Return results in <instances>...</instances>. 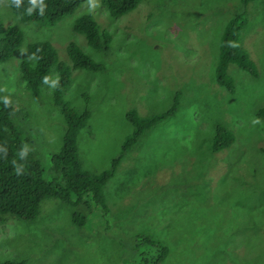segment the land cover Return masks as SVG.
<instances>
[{
	"label": "rangeland",
	"instance_id": "rangeland-1",
	"mask_svg": "<svg viewBox=\"0 0 264 264\" xmlns=\"http://www.w3.org/2000/svg\"><path fill=\"white\" fill-rule=\"evenodd\" d=\"M9 0H0V24L15 26L23 40L0 64V101L13 106L14 125L29 138L44 176L55 178L51 156L66 128L52 68L35 98L22 79L21 64L34 66L29 47L50 44L69 68L61 99L91 118L77 138L83 169H109L132 131L127 112L151 117L167 111L178 95L175 116L145 132L125 154L103 188L100 205L80 210L86 224L72 223V206L46 200L39 216L12 215L0 225V264H139L137 237L169 249L163 264H264V0H142L126 16L112 18L100 0H85L56 24L24 22ZM247 20L241 46L257 67L256 77L236 64L228 67L232 91L215 79L220 39L228 21ZM90 15L107 50L91 48L74 32L76 20ZM76 44L103 71L73 69L68 47ZM217 126L235 142L212 151Z\"/></svg>",
	"mask_w": 264,
	"mask_h": 264
},
{
	"label": "trees",
	"instance_id": "trees-1",
	"mask_svg": "<svg viewBox=\"0 0 264 264\" xmlns=\"http://www.w3.org/2000/svg\"><path fill=\"white\" fill-rule=\"evenodd\" d=\"M85 0H9L13 13L24 22L56 24L73 14ZM112 18H120L135 11L142 0H100ZM250 0H242L246 8ZM247 20L241 13L235 14L225 25L219 45V56L215 68V79L219 85L232 91V80L228 76L230 64H236L241 70L256 77L257 67L249 54L241 46V36ZM74 32L85 36L88 45L94 50H107L109 37L101 34L98 24L90 15L78 18ZM23 40L17 27L5 29L0 24V64L8 61L19 48ZM35 65L21 64L22 79L31 94L38 98L40 87L52 68H56L59 82L55 91V106L59 107L65 119L66 128L62 137L61 149L51 156V171L55 178L48 180L44 176L41 163L33 157L29 148L31 141L23 131L12 122L16 111L12 105L0 101V225L12 215L22 221H33L40 213V205L46 200L66 203L76 210L72 214V223L77 227L86 224V216L81 207L90 208L92 202L108 211L103 196V188L110 181L123 160L125 154L139 141L143 134L157 124L176 115L178 95L172 106L165 112L141 117L137 111L126 114L132 125V133L125 138L120 153L115 157L109 169L100 174L86 172L79 160L77 138L91 118L89 109L77 112L62 101L61 93L69 83V68L58 61L55 50L47 43H34L29 47ZM68 56L73 69L89 72L103 71V65L92 60L76 44L68 47ZM257 116L264 121V108ZM235 142L234 135L222 126H217L212 151L217 153L229 148ZM137 247L148 245L145 252L138 255L139 264H163L169 249L161 241L150 237H137ZM3 264H25L24 261H7Z\"/></svg>",
	"mask_w": 264,
	"mask_h": 264
},
{
	"label": "crops",
	"instance_id": "crops-1",
	"mask_svg": "<svg viewBox=\"0 0 264 264\" xmlns=\"http://www.w3.org/2000/svg\"><path fill=\"white\" fill-rule=\"evenodd\" d=\"M77 146H78V144H77ZM78 156H79V154H78ZM80 160V159H79ZM81 162V161H80ZM82 165V164H81Z\"/></svg>",
	"mask_w": 264,
	"mask_h": 264
}]
</instances>
